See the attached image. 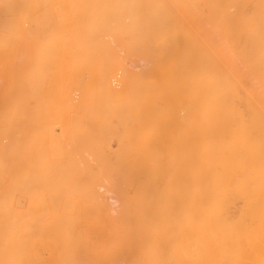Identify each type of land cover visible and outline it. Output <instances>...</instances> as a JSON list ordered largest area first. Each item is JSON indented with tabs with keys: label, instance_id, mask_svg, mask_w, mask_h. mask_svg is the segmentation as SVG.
I'll return each mask as SVG.
<instances>
[{
	"label": "rangeland",
	"instance_id": "374dc122",
	"mask_svg": "<svg viewBox=\"0 0 264 264\" xmlns=\"http://www.w3.org/2000/svg\"><path fill=\"white\" fill-rule=\"evenodd\" d=\"M41 2L42 0H0V264H99L104 257V245H106L103 235L107 231V226L103 220L110 219L109 214L104 211V202L99 201V196L104 201L110 196L106 193L110 188L107 187L108 184L103 182L104 178L107 177L106 175L109 174L108 177L110 176V185L114 191V197L118 198L116 192L118 194L121 192L120 195L127 200L125 202L128 209L127 214L132 212L134 214V200L147 198V191H141V195L136 193L132 196L131 177L135 173L131 163L125 158H127L126 154L129 153V150H133L136 146H138L135 148L136 151L142 149V146L144 147L148 138H150L149 134L152 131L150 116L153 111L150 106L152 109L155 107L162 113L163 120L167 124L164 126V131L161 132V136L165 141L163 148L161 147L165 156L164 162L169 163V166L166 164V167L173 171L168 170L170 175L167 173V176L170 177L168 176L167 183L169 182L170 186L180 184L182 131L178 121L179 118L173 123L171 117L168 116L178 117L181 114V112L179 113L182 99V83H180L182 79L179 78L181 77L179 75L181 70L176 59L136 58L148 53V50L152 48L151 42L159 39L163 40V37L158 38L154 35V30L149 34L146 29L148 27L147 11L143 5H137L135 10L126 7L127 12L118 19V15L114 16L111 12L105 10L102 0H47L45 6L53 7L57 26H60L63 32L61 41L48 39L46 42L42 41L41 43L22 32L24 29L31 28L35 23L37 12L42 7ZM197 7L195 5L193 9L198 27L194 28L190 22L184 23L183 27L179 29V36L192 43L193 47L195 45L197 49L218 47L226 50L228 37L227 0H206L203 12H200ZM30 15L31 17H29ZM44 46H47L46 50L43 49ZM28 49H30L29 52ZM130 56L134 59H128L129 64L126 61L127 58L124 59V57ZM19 57H22V59ZM96 57H101V61H99L100 58L98 60ZM109 58L113 59L110 60ZM140 58L144 64L140 63L141 61L139 62ZM160 61L162 63L166 61L162 67L157 65ZM176 61L177 66H174V68L176 67L174 69L173 65L176 64ZM81 62L83 65H81ZM120 62L125 65L128 63L129 65H126L128 67L125 68L129 71L123 70L121 67L124 68L125 65L122 64L121 66ZM109 64L114 67L112 68L110 65L111 71L108 68ZM169 64L171 65L169 66ZM131 66L133 67L131 68ZM116 67L121 68L120 73ZM98 69L102 70L104 74ZM105 70L108 71L107 75L104 72ZM131 70L135 73L133 74ZM171 70H174V74ZM168 73L173 74L174 78L173 75L171 76ZM98 76L102 78L100 79ZM110 76H113L114 80L111 79L113 82L108 81L111 78ZM130 77L132 78L130 79ZM168 77L169 79H167ZM119 78L124 82L120 81ZM151 78L152 80H150ZM118 80L122 83L121 85L127 82L128 86L126 87L125 84L122 86L123 88L120 87ZM108 82L112 84L110 85ZM89 87L95 91H91ZM107 87L110 88H108V91L106 90ZM124 87L126 88L124 89ZM152 87L155 89H151ZM170 87L173 89L171 90ZM87 90L91 92L88 93ZM115 90L120 94H117ZM148 91L150 92L148 93ZM119 95L121 96L119 97ZM89 96L93 99H89ZM157 96L161 98L158 99ZM146 98L149 99V104L145 101ZM155 98L156 101L153 100ZM116 99L117 101H123L122 103L125 105L123 106ZM170 99L172 100L169 102ZM88 100H90V104H88ZM103 100L107 101V108L113 105L110 111L109 108H106V102ZM91 101L94 102L91 104ZM74 102H76V111L72 109ZM163 104L168 108L170 107V110L173 108L175 112L173 110V113L170 110L167 111L168 108ZM160 105L161 107H159ZM76 107H79L78 111ZM81 107L86 115L82 114ZM106 112L108 116L105 114ZM111 112H113L112 114L116 113L120 119L122 118L121 120L124 123L120 121L117 115H109ZM137 113L141 115H139L140 118H138ZM96 114L98 116L105 114L102 117L104 121L100 116L97 119ZM74 115L78 117V120L80 119L83 128H95L94 134H97L94 135L92 132V135L96 139L95 141L100 143V145H97L101 147L102 154L105 158H109V160L106 158L107 161L104 159V161L99 160V162L102 166L103 164L106 166L102 167L100 163L97 164L98 159L92 154L98 151L97 148L93 151L90 148L83 149L84 151L77 149L81 138L74 139L73 137V122L77 120ZM115 116L118 117L117 120ZM146 117L148 118L146 119ZM89 119H95L99 124V128L92 126ZM136 119L141 126L137 124ZM107 121L109 123L112 121L110 123L111 128ZM139 126L140 128H138ZM105 128L107 131H105ZM150 128L151 131H149ZM127 129L128 131H126ZM171 129L174 131H171ZM170 131L173 134L171 137V134L169 135ZM176 132L178 133L176 134ZM118 133H121L120 135L124 133L123 137L118 136ZM144 134L146 136H143ZM136 135L140 137H137L138 140L135 138ZM20 138H25L24 144L14 153L8 155L2 152L3 146L9 145L10 140L19 141ZM132 138L138 142H133ZM135 142L140 143V145L133 146ZM102 143H107L111 147L108 148L107 144L106 146ZM129 146L133 149H130ZM140 146L141 148H139ZM119 147L121 149H118ZM120 150L123 153H120ZM166 151L171 152V154ZM83 152H86V154H83ZM115 155L120 158L124 156L123 159L126 162L123 160L124 162L119 161L118 164V159L117 162L115 161L117 158ZM120 162H123V165ZM172 162L174 165L171 167ZM107 167L109 168L107 169ZM121 167L122 169H120ZM129 168L131 169L129 170ZM101 171L102 174H100ZM121 171L122 174H120ZM96 175H100V178L103 175L104 178H101L103 181L100 182V178L94 177ZM128 176L129 178H127ZM121 178L122 180H120ZM125 182L130 188H125ZM100 188H103V190ZM157 195L161 198L163 196L158 193ZM177 197H174L177 200L169 198V206L167 207L169 213L175 207H178V205H174L175 201L178 204ZM239 204L236 205L237 209L242 206L233 212L235 217L233 214V216L229 215L234 222H237L238 218L244 214L243 204ZM130 214L129 216L133 215ZM209 243L207 253L211 252V256L208 255L206 264H220L218 262L221 261V258L213 253L212 243ZM216 260L218 261L216 262ZM223 262L224 260L221 263L223 264ZM104 264L111 263L104 260Z\"/></svg>",
	"mask_w": 264,
	"mask_h": 264
},
{
	"label": "bare ground",
	"instance_id": "6f19581e",
	"mask_svg": "<svg viewBox=\"0 0 264 264\" xmlns=\"http://www.w3.org/2000/svg\"><path fill=\"white\" fill-rule=\"evenodd\" d=\"M102 1L105 10L111 12L114 16L118 15V19L127 12L126 7H131L135 10L137 5H143L147 11L148 27H146V29L149 31V34L154 30L155 36H158V38L163 37V40L159 39L151 42L152 48L148 50L147 54L136 58L178 60V66L181 70V74H179L181 77H179V75L178 77L182 79V82H180L182 83V96L180 95L182 99L181 106L177 105L181 107V111L178 110L181 114L176 117L173 115L168 116L169 114L167 113V116L171 117L173 123L179 118L178 121L182 131V151L180 160V184L170 186L168 184L169 182L167 183L168 176L170 175L168 170H171V172L173 171L172 169H167V162H164L165 156L162 148L165 141L161 136V132L162 130L164 131V126L167 124H165V121L163 120L162 113L155 107L152 109L150 106V109L153 110L150 116L152 123V131L151 128L149 130L151 131V134H149L150 138H148L144 147L141 145L142 149H138V151H136L135 148L138 147L136 144L140 137L136 135L135 138L138 137L137 140L132 138L133 142L137 141L135 142V145H133L136 147H134V149L131 147L133 150H129V153L126 154L127 158H125L131 163L135 173V175L132 174V172L129 171L131 168H129L128 171L133 175L132 177L130 176L131 189L133 190V195H131L134 196L136 193L141 195V191H147L148 193L146 199L139 198L133 201L135 203V207H133V210L135 209L134 214L133 212L127 214L128 209L125 204L127 200L120 195L121 192L119 194L116 192L118 198L114 197V191L111 189L110 185V176L108 177L109 174L106 175L107 177L103 174L106 179L103 175L101 176V178H104V181L100 178V175L94 176L100 178V182L103 181L108 184L107 187L110 188L106 191L110 196L105 199V201L99 196V201L104 202V211L107 212L110 217V219L103 220L107 226V231L103 235L106 245H104V257L100 260L99 264H104V260L109 261L111 264H206L207 257L211 253L210 251V253H207V245L209 242L212 243L213 253L221 258V261L218 262L220 264H222L221 262L223 260V264L225 262L226 264H264V0H227L228 37L226 41V50L219 49L218 47L212 49H197L194 44L193 47L191 45L192 43L179 36V29L183 27L184 23L190 22L193 24L194 28L198 27L193 8L197 5L198 10L203 12L206 0ZM46 2L47 0H42L41 2L42 7L37 12V19L35 18L34 20L35 25L33 24L31 28L24 29L22 32L23 34L32 37L31 39L39 40L41 43L42 41L46 42L48 39L51 41H61V34L63 32L62 28L57 26L53 7L49 8L45 6ZM29 17H31V15ZM46 47L47 46H44L43 49L46 50ZM29 50L30 49H28V52ZM27 55L29 54L27 53ZM27 55L25 54V56ZM131 57L132 56L124 57V59L127 58L126 61L130 64L128 59ZM19 58L22 59V57ZM96 58H98V60L100 58L99 61H101V57ZM112 59L113 58L110 60ZM141 60L142 59L140 58L139 62ZM165 62L162 63V61H160L157 65L162 67ZM95 63L97 62L95 61ZM106 63L107 62H105V64ZM140 63L144 64L142 61ZM111 64H109L108 68ZM119 64L122 66L123 63L120 62ZM171 64H169V66ZM81 65H83V63ZM106 65H108V63ZM124 65L125 64H123V66ZM126 65L124 68H121L125 70L128 67ZM174 66H177V61L176 64L173 65V68ZM118 67L116 68L118 69ZM132 67L133 66H131V68ZM83 68H85V66H83ZM110 68L109 71H111ZM121 68L118 69V72ZM134 69H136V67H134ZM106 70L104 72H106ZM126 71H129V69H126ZM171 71H173L174 74V70ZM100 72L102 73V70ZM107 73L108 71L105 74L107 75ZM132 73L134 74L135 71H132ZM177 73L178 71L176 74ZM173 74L170 75L172 76ZM98 75L101 76L100 74ZM131 78L132 77H130V79ZM111 79L114 80L113 76L110 80L108 79V81L113 82ZM167 79H169V77ZM150 80H152V78ZM120 81H122V79H120ZM111 82L108 83L111 85ZM121 84L122 83L120 82V85ZM127 84L126 87L128 86ZM129 85L131 84L129 83ZM96 87L98 86L96 85ZM126 87H124V89ZM153 87L151 89H153ZM108 88L109 87L106 89L107 91ZM170 88L171 90L173 89L172 87ZM85 89L87 88L85 87ZM91 91L95 90L92 89ZM149 92L150 91H148V93ZM123 93L122 95L124 97ZM107 94L109 95V93ZM117 94H120V92H117ZM120 96L121 95H119V97ZM128 96L130 97V95ZM119 97L117 98L119 99ZM157 97L158 99L161 98L160 96ZM88 98L93 99V97L90 98V96ZM167 98H169V96H167ZM121 99L123 100V98ZM172 99H170L169 102ZM148 100L146 98L145 101L149 104ZM153 100L156 101L157 99L155 98ZM88 101V104H90V100ZM92 102L94 101H91V104ZM104 102H106L105 105L107 108V101ZM74 103L75 104H72V109L76 111V102ZM111 106L113 105H110V108ZM123 106L121 107L123 108ZM90 107L92 106L90 105ZM159 107H161V105ZM78 109L79 107L77 108V111ZM171 109L173 110V108ZM82 110L83 108L81 111ZM166 110L169 111L170 107ZM173 111L175 112V110ZM112 113L113 112L109 115H117L116 113ZM132 113L136 114L135 112ZM82 114L86 115L83 111ZM97 114L96 116L98 119L100 115L98 116ZM105 114L107 115V112ZM105 114H102L100 118L105 116ZM139 115L138 118H140ZM147 115L149 116L150 114ZM77 116H79V114H77ZM77 116H75V119L77 120L74 122L72 121L74 123V139L81 138L77 149L83 150L90 148L93 151V149L97 148L98 151L93 152L92 154L98 159L97 164H101L99 160L104 161L107 157L105 158L102 154L101 147L97 145H100V143L96 142V139H94L92 135V132L94 134L95 128L84 127L85 130ZM118 117H116V120ZM147 118L148 117H146V119ZM121 119L120 121L124 123ZM171 119L169 118V120ZM102 121H104L103 118ZM107 122L111 128L110 123L112 121L110 123L109 121ZM89 123L97 129L99 128V124L95 119L90 120ZM115 124L117 125V123ZM137 124H139V121ZM134 125L137 126L136 124ZM140 126L138 128H140ZM101 129H103L102 126ZM172 130L173 129H171V131ZM105 131H107L106 128ZM126 131H128V129ZM171 131L169 132V135L171 134ZM146 133L148 134L149 132ZM177 133L178 132H176V134ZM120 134L118 136L123 137L124 133L122 135ZM143 136L146 135L144 134ZM171 136H173V134H171L170 137ZM24 139L25 138H20L19 141H15L14 139L10 140L9 145L3 146L4 148H2V152L11 155L24 144ZM125 139L128 140L127 138ZM133 142L131 143L133 144ZM107 145L108 148L111 147L109 144ZM137 145H140V143ZM141 146L139 148H141ZM118 149L121 148L119 147ZM121 152L122 150H120V153ZM110 153L112 152L110 151ZM167 153H169V151ZM83 154H86V152H83ZM169 154H171V152ZM123 157H121V160V158L117 156L115 161L117 162L118 159L117 163L119 164V161L125 160ZM107 159L109 160V158ZM123 162H120L121 165H123ZM172 165H174L173 162L171 167ZM103 166L106 165L103 164ZM167 166H169V163ZM108 168L109 167H107V169ZM120 169H122V167ZM113 170L115 171L116 168ZM122 171L120 174H122ZM167 173L169 174L168 176ZM100 174H102V171ZM127 178H129V176ZM120 180H122V178ZM127 187L129 186L126 184L125 188ZM100 189L103 190V188ZM157 193L163 195L162 198L158 197ZM175 196H178V204L175 201L174 205L176 204L178 207H175L173 211L170 210L172 212L169 213L167 208L169 206L168 200L169 198L174 199ZM237 204H243L242 210L244 211V214L241 215L240 218L237 217L239 220L237 221L236 219L237 222H234L232 221L233 218H230L229 215H234L233 212L236 211ZM241 206H239L238 209ZM129 214L133 215L129 216ZM111 216L113 217L111 218ZM229 218L232 222L229 221ZM208 259L210 260V258ZM217 261L218 260H216V262Z\"/></svg>",
	"mask_w": 264,
	"mask_h": 264
}]
</instances>
